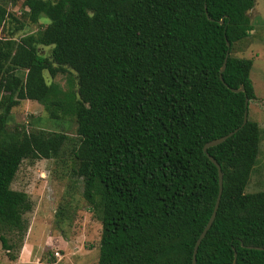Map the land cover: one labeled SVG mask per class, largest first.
<instances>
[{
    "label": "trees",
    "instance_id": "trees-1",
    "mask_svg": "<svg viewBox=\"0 0 264 264\" xmlns=\"http://www.w3.org/2000/svg\"><path fill=\"white\" fill-rule=\"evenodd\" d=\"M44 27L0 38V246L22 238L31 203L10 189L23 160H50L68 146L73 175L100 225L96 264H191L194 241L217 195L195 264H264V191L246 193L260 130L246 119L252 61L232 55L253 29L254 0H10ZM47 23H46V21ZM221 20V24L219 21ZM17 19L0 0V29ZM226 43L228 47H226ZM39 47L49 48L48 55ZM227 56L225 57V54ZM225 59L219 80V69ZM72 72L74 90L45 75ZM19 72L21 74H19ZM242 87V93L230 89ZM34 101L62 132L6 128L9 110ZM73 141V144L70 142ZM68 144V145H67Z\"/></svg>",
    "mask_w": 264,
    "mask_h": 264
},
{
    "label": "rangeland",
    "instance_id": "rangeland-1",
    "mask_svg": "<svg viewBox=\"0 0 264 264\" xmlns=\"http://www.w3.org/2000/svg\"><path fill=\"white\" fill-rule=\"evenodd\" d=\"M5 2L7 11L18 22L5 23L0 29V38L14 33L19 24L22 25L21 30L13 34L16 40L44 27L42 20L34 25L21 17L20 1ZM247 17L253 29L247 38L233 45L232 55L252 61L249 79L254 99L248 102L247 119L259 127L260 142L245 192L255 193L264 191V0H254ZM38 52L46 56L49 48L39 47ZM43 75L48 85H56L62 92L75 88L72 72L66 71L54 78ZM46 116L36 102L19 101L9 110L6 128L62 132L70 139L75 137L71 119L54 122ZM71 147L65 148L55 159L21 161L10 189L24 192L31 203V210L23 216L27 223L23 237L14 233L5 236L12 248L6 254L0 246V264L97 263L100 225L88 212L82 198V183L73 175L75 166L69 155Z\"/></svg>",
    "mask_w": 264,
    "mask_h": 264
},
{
    "label": "water",
    "instance_id": "water-1",
    "mask_svg": "<svg viewBox=\"0 0 264 264\" xmlns=\"http://www.w3.org/2000/svg\"><path fill=\"white\" fill-rule=\"evenodd\" d=\"M221 20L219 21V24H221ZM226 47H228V44L226 43ZM227 56V53L225 54V57ZM224 66H225V59L219 69V80L222 82V79H221V73L222 71L224 70ZM231 92L233 93H242L243 92V89L241 86H239L237 89L233 90V89H230ZM246 105H247V99L245 98L244 99V107H245V110L242 114V121H241V124H240V127L243 126L246 122V119H247V112H246ZM237 131V129H234L233 131L227 133L226 135L224 136H221L217 139H213L211 141H208L206 142L203 146H202V152L205 154L206 158L208 159V161L216 168V173H217V195H216V198H215V201H214V204H213V208H212V211L204 225V227L202 228V230L200 231V233L198 234L196 240L194 241V244H193V247H192V252H191V264H195V254H196V250H197V247L200 243V241L203 239L205 233L207 232V230L209 229L213 219H214V216H215V213H216V209H217V206H218V201H219V196H220V191H221V180H222V176H221V172H220V169H219V166L218 164L213 160V158L211 156H209L207 153H206V150L210 147H214L220 143H222L223 141H225L228 137H230L233 133H235ZM247 249H252V250H256V251H264L263 248H259V247H251V246H248L246 247ZM234 259H235V253H233V260H232V263L231 264H234Z\"/></svg>",
    "mask_w": 264,
    "mask_h": 264
}]
</instances>
